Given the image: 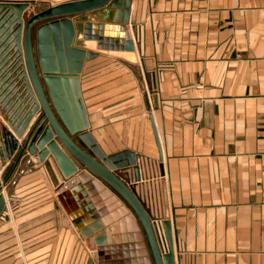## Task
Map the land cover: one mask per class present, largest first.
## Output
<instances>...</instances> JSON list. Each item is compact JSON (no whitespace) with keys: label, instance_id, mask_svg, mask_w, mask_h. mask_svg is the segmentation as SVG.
<instances>
[{"label":"crops","instance_id":"1","mask_svg":"<svg viewBox=\"0 0 264 264\" xmlns=\"http://www.w3.org/2000/svg\"><path fill=\"white\" fill-rule=\"evenodd\" d=\"M130 30L139 61L114 60L136 68L143 93L126 121L106 122L88 98L97 85L85 84V65L99 56L86 61L90 132L106 155L139 156L161 195L158 216L171 222L176 264H264V0H132ZM24 157L17 173L35 168L11 197L3 189L0 264H98L102 236L105 262L143 263L125 217L109 210L104 228L82 238L75 224L86 227L91 205L72 192L64 205L53 160ZM118 172L125 182L133 176ZM158 233L164 241L160 225Z\"/></svg>","mask_w":264,"mask_h":264},{"label":"water","instance_id":"2","mask_svg":"<svg viewBox=\"0 0 264 264\" xmlns=\"http://www.w3.org/2000/svg\"><path fill=\"white\" fill-rule=\"evenodd\" d=\"M131 4L132 0H0V116L7 125L0 120V159L3 164L15 159L11 175L26 154L38 164L52 159L64 177L56 190L62 192L59 200L66 205L67 192H72L81 204L85 200L91 205L86 227L75 224L82 238L104 228L108 217H102L116 211L129 222L134 241L144 245L142 264H176L171 222L164 219L160 224L163 241L143 202L118 173L129 169L139 182V156L126 162L119 154L102 151L90 133L82 95L86 61L108 54L136 64L137 47L128 31ZM11 175L0 185V217L6 207L2 190ZM95 242L98 264H109L103 252L105 237ZM87 264H95L94 259Z\"/></svg>","mask_w":264,"mask_h":264},{"label":"rangeland","instance_id":"3","mask_svg":"<svg viewBox=\"0 0 264 264\" xmlns=\"http://www.w3.org/2000/svg\"><path fill=\"white\" fill-rule=\"evenodd\" d=\"M31 13H33L32 9L27 11L28 15ZM129 34L131 37L132 35L134 36V32L131 30L129 31ZM115 58L116 57L108 54H100L98 58L87 63L84 70L86 86L89 87V85H97V87L92 90V95H90L91 91H88V98L91 100V104H94L92 106H97L99 107L98 111L107 113L106 115H103V119L107 120L106 122L113 124H115L117 120L121 122L122 118H124L123 121L127 120L126 117L129 116V112L133 109L132 102L141 96V93H143L142 87L145 84L142 80L138 81V71L136 68H133L132 65H127L125 63L120 64L117 60H114ZM138 61L137 57V62ZM0 120L3 126L7 128L3 117L0 116ZM98 123H100V121ZM91 135L101 148L92 133ZM23 159L25 160L26 158L23 157ZM14 161L15 159L11 162H4L3 164L0 159V163L3 164L2 166L4 167L0 176V185L11 175ZM33 165L34 163H31L30 165L29 162L28 166L25 168L23 167L24 169L18 171V173L16 171L17 168L15 169L16 172L14 171L6 184V186L9 185L6 192L8 195L10 194V197L11 195H14L13 191L18 189L16 186L20 182L21 178L24 177L25 170H33L35 168ZM13 177L16 179L13 180ZM5 187H3V189Z\"/></svg>","mask_w":264,"mask_h":264},{"label":"built area","instance_id":"4","mask_svg":"<svg viewBox=\"0 0 264 264\" xmlns=\"http://www.w3.org/2000/svg\"><path fill=\"white\" fill-rule=\"evenodd\" d=\"M3 170L4 167L2 166L0 168V175L2 174ZM152 182H154L152 178H147L145 176H142L141 180L136 182L134 177L131 176L127 184L134 190L136 195L143 202L145 208L151 216L154 225L159 227L162 220V218L158 216L161 209V195Z\"/></svg>","mask_w":264,"mask_h":264}]
</instances>
